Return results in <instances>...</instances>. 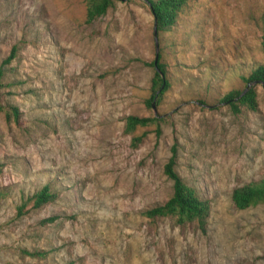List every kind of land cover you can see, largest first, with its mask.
<instances>
[{
  "label": "rangeland",
  "instance_id": "rangeland-1",
  "mask_svg": "<svg viewBox=\"0 0 264 264\" xmlns=\"http://www.w3.org/2000/svg\"><path fill=\"white\" fill-rule=\"evenodd\" d=\"M117 0L87 23L84 0H0V264H264V205L230 192L264 176V89L258 108L219 102L264 62V0H192L157 42L169 88L148 107L154 18ZM202 100L204 103H200ZM163 117L136 147L125 116ZM209 200L206 232L141 213L171 194L163 164ZM48 184L53 202L17 206ZM50 216L51 223L41 221ZM29 253L44 251L42 257Z\"/></svg>",
  "mask_w": 264,
  "mask_h": 264
},
{
  "label": "trees",
  "instance_id": "trees-1",
  "mask_svg": "<svg viewBox=\"0 0 264 264\" xmlns=\"http://www.w3.org/2000/svg\"><path fill=\"white\" fill-rule=\"evenodd\" d=\"M192 0H145L150 13H152L156 24L157 39H161L165 32L170 31L178 22L181 12L188 6ZM117 0H84L85 6V21L90 23L100 16L104 15L106 10L114 5ZM17 44H12L8 54L0 64V88L7 85L3 82L5 76V66L9 64L16 56ZM261 52L264 54V35L260 43ZM158 59L156 68L154 60L148 64L153 67V75L148 83L150 97L145 100L148 107H152V102L157 106L162 100L163 93L169 88L168 71L166 64L162 60L160 52L157 53ZM243 86L240 90L231 89L224 93L219 99V102L228 104L230 109L235 114L240 113L241 108L249 110H257L258 100L255 86L250 84L244 90L246 84L255 82L264 84V62L254 67L249 74L242 75ZM244 90V91H243ZM200 103H204L199 100ZM4 111L6 118L18 120L21 113L17 105L10 104L8 106H0ZM164 120L163 117H157L154 114L142 116L138 114H128L125 116L123 131L131 134V143L137 146L146 137V132L143 130L139 133H134L139 127L154 126V132L159 134V123ZM171 155L167 162L163 164V173L172 180L171 194L162 203L149 208L141 213V215L149 220H157L160 218H168L176 226H191L192 229L200 234L206 232L207 219L210 211V203L208 199L201 198L195 190L187 185L182 176L175 170L177 164L176 144L171 148ZM1 196V195H0ZM58 196V193L51 189L46 184L40 187L32 196L26 198V201L18 205L17 213L21 214L24 210V204L29 202L30 209L35 211L43 205L53 202ZM231 206L235 210H244L256 205H264V176L247 181L233 188L230 192ZM56 219L55 216H50L41 221L42 224L51 223ZM32 257H42L46 254L44 251H35L29 253Z\"/></svg>",
  "mask_w": 264,
  "mask_h": 264
},
{
  "label": "water",
  "instance_id": "water-1",
  "mask_svg": "<svg viewBox=\"0 0 264 264\" xmlns=\"http://www.w3.org/2000/svg\"><path fill=\"white\" fill-rule=\"evenodd\" d=\"M154 38H155V42H154V46H155V58H154V65H155V68H156V64H157V59H158V55H157V42H158V39H157V32H156V24L154 22ZM250 84H255V82H252V83H248L246 84L245 89H247V87L250 85ZM262 88L264 89V84L261 85ZM243 90V91H244ZM155 104H154V101L152 102V107H154Z\"/></svg>",
  "mask_w": 264,
  "mask_h": 264
}]
</instances>
